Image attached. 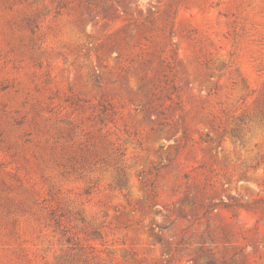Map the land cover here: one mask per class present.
<instances>
[{
	"label": "rangeland",
	"instance_id": "obj_1",
	"mask_svg": "<svg viewBox=\"0 0 264 264\" xmlns=\"http://www.w3.org/2000/svg\"><path fill=\"white\" fill-rule=\"evenodd\" d=\"M0 264H264V0H0Z\"/></svg>",
	"mask_w": 264,
	"mask_h": 264
}]
</instances>
